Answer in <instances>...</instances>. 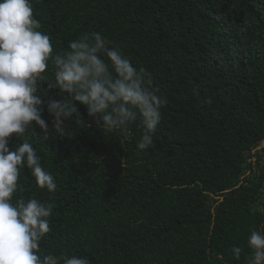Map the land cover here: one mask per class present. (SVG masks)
Returning <instances> with one entry per match:
<instances>
[{"label": "trees", "instance_id": "16d2710c", "mask_svg": "<svg viewBox=\"0 0 264 264\" xmlns=\"http://www.w3.org/2000/svg\"><path fill=\"white\" fill-rule=\"evenodd\" d=\"M31 3L54 53L100 32L152 74L167 100L146 150L137 148L139 118L128 133H105L79 102L66 123L71 136L44 140L39 127L29 129L57 183L49 193L22 168L13 195V203L53 206L38 254L90 264H246L251 231H264V167L246 176L249 153L264 142V0ZM44 90L42 118L51 124L47 101L58 90L40 82ZM23 142L13 135L8 147Z\"/></svg>", "mask_w": 264, "mask_h": 264}, {"label": "clouds", "instance_id": "9594fccd", "mask_svg": "<svg viewBox=\"0 0 264 264\" xmlns=\"http://www.w3.org/2000/svg\"><path fill=\"white\" fill-rule=\"evenodd\" d=\"M41 27L31 0H0V264H90L82 256L41 257L39 245L51 231L53 206L36 198L12 202L22 168L30 170L40 189L57 190L26 133L39 127L44 140L71 136L66 123L73 120L79 102L105 133H128L139 118L143 131L137 148L146 150L154 143L167 100L152 74L137 68L100 32L83 34L54 53ZM50 63L53 79L45 75ZM40 82L49 91L58 90L59 98L47 101L51 124L42 118L48 92L40 91ZM13 135L24 142L10 150ZM247 245L251 255L246 264H264V231H251ZM231 253L240 260L242 248L233 246Z\"/></svg>", "mask_w": 264, "mask_h": 264}, {"label": "rangeland", "instance_id": "374dc122", "mask_svg": "<svg viewBox=\"0 0 264 264\" xmlns=\"http://www.w3.org/2000/svg\"><path fill=\"white\" fill-rule=\"evenodd\" d=\"M248 170L246 176H257L261 174L264 167V142L258 145L251 153H249ZM259 207L264 209V190L259 203Z\"/></svg>", "mask_w": 264, "mask_h": 264}]
</instances>
